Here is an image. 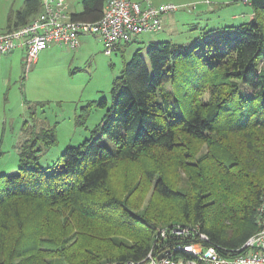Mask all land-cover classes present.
<instances>
[{"label": "trees", "instance_id": "trees-1", "mask_svg": "<svg viewBox=\"0 0 264 264\" xmlns=\"http://www.w3.org/2000/svg\"><path fill=\"white\" fill-rule=\"evenodd\" d=\"M106 1L84 0L73 20H100ZM249 1L248 23L137 50L99 103L101 123L51 166L41 159L57 144L52 130L22 145L17 172L0 174V264L137 262L180 243L161 236L178 225L199 227L227 256L264 229V0ZM41 11L26 0L6 31ZM132 166L169 207L132 202L141 185Z\"/></svg>", "mask_w": 264, "mask_h": 264}, {"label": "rangeland", "instance_id": "rangeland-1", "mask_svg": "<svg viewBox=\"0 0 264 264\" xmlns=\"http://www.w3.org/2000/svg\"><path fill=\"white\" fill-rule=\"evenodd\" d=\"M83 1L66 0L69 11L78 13L83 10ZM25 2L0 0V32H6L10 17L22 10ZM152 2L178 7L175 13L165 15V31L143 33L136 41L122 44V49L112 52L110 56L105 54L104 43L96 34L82 35L81 46L76 50L62 45L49 47L29 68L26 48H17L1 56L0 174L16 173L22 145L45 131L54 132L57 144L42 154L41 163L44 166H51L68 146H77L89 138L105 113L99 106L100 101L105 98L111 100L114 80L121 75L125 63L137 50L142 49L146 55L151 42L172 40L185 43L197 37L204 28L239 26L250 22L254 12L249 0ZM83 114L89 115L85 127L77 125V120ZM39 144L43 146L44 142L40 141ZM203 154V151L199 153ZM129 170L137 176L136 181L141 182V185L136 184L140 190L132 202L139 204L142 211L169 207L159 199H152L153 185L146 187L148 182L138 169L132 166ZM179 173L174 167L170 168L168 177L178 181ZM123 177L117 174L116 187L121 188ZM185 177L182 171L181 180Z\"/></svg>", "mask_w": 264, "mask_h": 264}, {"label": "built area", "instance_id": "built-area-1", "mask_svg": "<svg viewBox=\"0 0 264 264\" xmlns=\"http://www.w3.org/2000/svg\"><path fill=\"white\" fill-rule=\"evenodd\" d=\"M41 6V13L26 25L0 32V58L17 48H26L29 68L49 47L62 45L76 50L81 46V36L90 34L100 36L105 54L110 56L122 44L136 41L143 33L163 32L165 15L178 10L175 5H156L152 0H107L100 20L83 22L73 20L66 0H41ZM169 233L180 239V243L174 247L159 245L144 259L124 264H264V229L250 237L241 252L227 256L208 245L209 236L197 226L178 225L169 232L163 230L162 238L166 240ZM179 251L189 253L191 258L180 256Z\"/></svg>", "mask_w": 264, "mask_h": 264}, {"label": "crops", "instance_id": "crops-1", "mask_svg": "<svg viewBox=\"0 0 264 264\" xmlns=\"http://www.w3.org/2000/svg\"><path fill=\"white\" fill-rule=\"evenodd\" d=\"M155 4V3H154ZM68 10H70V6L68 5ZM82 11V10H81ZM81 11H79V12H81ZM70 12V14L72 15L73 13L71 12V11H69ZM78 12V13H79ZM164 21L166 22V20H165V17H164ZM166 24V23H165ZM165 31V30H164ZM121 49H122V47H121ZM39 57V56H38ZM1 59V58H0ZM38 59V58H37ZM37 61V60H36Z\"/></svg>", "mask_w": 264, "mask_h": 264}, {"label": "water", "instance_id": "water-1", "mask_svg": "<svg viewBox=\"0 0 264 264\" xmlns=\"http://www.w3.org/2000/svg\"><path fill=\"white\" fill-rule=\"evenodd\" d=\"M165 256L163 255V256H160V259H162V258H164Z\"/></svg>", "mask_w": 264, "mask_h": 264}, {"label": "bare ground", "instance_id": "bare-ground-1", "mask_svg": "<svg viewBox=\"0 0 264 264\" xmlns=\"http://www.w3.org/2000/svg\"><path fill=\"white\" fill-rule=\"evenodd\" d=\"M35 18H36V17H35ZM35 18H34V19H35ZM32 20H33V19H32ZM32 20H31V21H32Z\"/></svg>", "mask_w": 264, "mask_h": 264}]
</instances>
